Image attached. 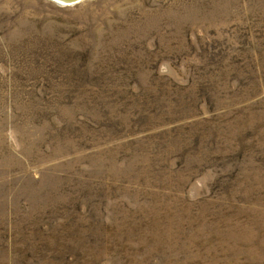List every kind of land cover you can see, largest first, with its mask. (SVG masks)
<instances>
[{"label": "rangeland", "instance_id": "1", "mask_svg": "<svg viewBox=\"0 0 264 264\" xmlns=\"http://www.w3.org/2000/svg\"><path fill=\"white\" fill-rule=\"evenodd\" d=\"M0 264H264V0H0Z\"/></svg>", "mask_w": 264, "mask_h": 264}, {"label": "water", "instance_id": "2", "mask_svg": "<svg viewBox=\"0 0 264 264\" xmlns=\"http://www.w3.org/2000/svg\"><path fill=\"white\" fill-rule=\"evenodd\" d=\"M60 6H73L84 0H51Z\"/></svg>", "mask_w": 264, "mask_h": 264}]
</instances>
